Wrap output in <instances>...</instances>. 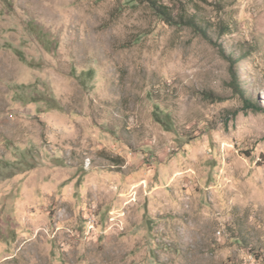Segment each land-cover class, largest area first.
I'll list each match as a JSON object with an SVG mask.
<instances>
[{"label":"rangeland","instance_id":"1","mask_svg":"<svg viewBox=\"0 0 264 264\" xmlns=\"http://www.w3.org/2000/svg\"><path fill=\"white\" fill-rule=\"evenodd\" d=\"M191 6L0 0V264H264V0Z\"/></svg>","mask_w":264,"mask_h":264},{"label":"trees","instance_id":"2","mask_svg":"<svg viewBox=\"0 0 264 264\" xmlns=\"http://www.w3.org/2000/svg\"><path fill=\"white\" fill-rule=\"evenodd\" d=\"M132 1H138L140 3H146L147 5H149L158 15L159 17H161L164 21L168 22V23H173L175 21H177V18H180V19H183L184 18V14H183V11L186 12V16L185 17H188L187 19V22L189 23V25L193 26V27H198V22H197V17H196V14L192 13L189 14V10L187 11L188 9V6H191L193 3H194V0H170L171 2L177 4V3H180L182 8H181V14L178 15V16H175L173 14V11L172 9L170 8V6L168 4H166L165 2H162L161 0H132ZM193 6H191L192 8ZM234 76H235V73L233 72ZM233 81H234V87H235V90L237 91V93H240V91L238 90V87L240 84H238L237 81L234 80L233 78ZM245 106L246 108H253V109H261L260 106L253 102L252 100L250 99H245Z\"/></svg>","mask_w":264,"mask_h":264}]
</instances>
